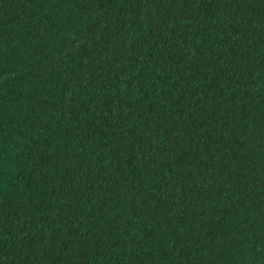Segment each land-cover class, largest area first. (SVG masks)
Segmentation results:
<instances>
[{"label":"trees","instance_id":"obj_1","mask_svg":"<svg viewBox=\"0 0 264 264\" xmlns=\"http://www.w3.org/2000/svg\"><path fill=\"white\" fill-rule=\"evenodd\" d=\"M0 264H264V0H0Z\"/></svg>","mask_w":264,"mask_h":264}]
</instances>
